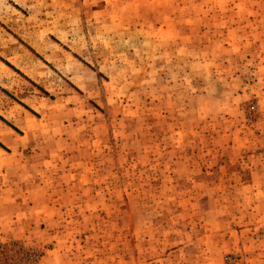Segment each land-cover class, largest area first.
<instances>
[{
  "label": "rangeland",
  "instance_id": "obj_1",
  "mask_svg": "<svg viewBox=\"0 0 264 264\" xmlns=\"http://www.w3.org/2000/svg\"><path fill=\"white\" fill-rule=\"evenodd\" d=\"M0 75V264H264V0H0Z\"/></svg>",
  "mask_w": 264,
  "mask_h": 264
},
{
  "label": "crops",
  "instance_id": "obj_2",
  "mask_svg": "<svg viewBox=\"0 0 264 264\" xmlns=\"http://www.w3.org/2000/svg\"><path fill=\"white\" fill-rule=\"evenodd\" d=\"M2 69H4V66H2ZM0 79H2L1 75H0ZM8 93L12 94V92L0 81V166L2 163H4L7 155L9 154L6 148L8 149L18 148L20 143V140L17 137L15 130L13 129L12 126L8 125L6 121H9L13 125L15 124L11 120V117L6 115L4 111H7L9 113L11 112V110L17 109L19 114H21L22 111L21 109L16 108V106L13 103H11V101L7 100ZM13 115L16 117V113H14Z\"/></svg>",
  "mask_w": 264,
  "mask_h": 264
},
{
  "label": "trees",
  "instance_id": "obj_3",
  "mask_svg": "<svg viewBox=\"0 0 264 264\" xmlns=\"http://www.w3.org/2000/svg\"><path fill=\"white\" fill-rule=\"evenodd\" d=\"M6 63H7L8 65H10L11 67H13V66H12L11 64H9L7 61H6ZM15 70H17V69H15ZM10 126H12V125H10ZM12 127L15 128L14 126H12ZM0 247H1V248H4V246H1V245H0ZM0 252L2 253V251H0Z\"/></svg>",
  "mask_w": 264,
  "mask_h": 264
}]
</instances>
